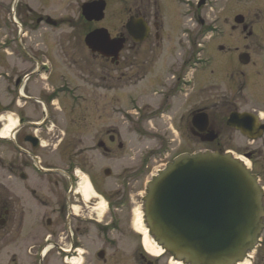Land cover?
Returning a JSON list of instances; mask_svg holds the SVG:
<instances>
[{"label":"flooded vegetation","instance_id":"flooded-vegetation-1","mask_svg":"<svg viewBox=\"0 0 264 264\" xmlns=\"http://www.w3.org/2000/svg\"><path fill=\"white\" fill-rule=\"evenodd\" d=\"M98 1L105 3L104 18L88 20L84 5ZM212 1L0 0V264H173L172 254L157 251L145 218L153 163L187 151L175 152L171 136L148 126L161 118L205 113L209 129L219 136L218 118H226L224 123L246 139L232 149L251 163L264 207V109L240 110L233 99L223 109L199 105L196 69L204 57L199 53L214 37L206 33L216 29L206 18ZM259 1L263 11L264 0ZM108 11L125 12L120 29L97 26ZM131 20L146 23L145 40L130 34ZM237 24L245 41L264 42L245 17ZM62 26L79 27L81 33L51 39V28ZM103 27L111 38L123 39L116 56L86 44L87 34ZM198 27L203 30L195 31ZM31 33L46 37L47 51L34 48L38 43ZM145 43L154 56L143 66L137 48ZM161 43L170 46L159 54ZM181 44L190 54L177 56ZM245 49L239 54L242 66L255 64ZM141 85L147 92L137 95ZM121 90L131 107L120 108ZM13 108L17 126L8 140L1 138L8 117H1ZM77 108L80 115L74 118ZM120 112L128 118H116ZM235 112H249L254 127L242 133L230 126ZM189 123V134L198 137L193 120ZM178 126L181 146L186 131L183 123ZM262 222L250 264H264V217Z\"/></svg>","mask_w":264,"mask_h":264},{"label":"water","instance_id":"water-1","mask_svg":"<svg viewBox=\"0 0 264 264\" xmlns=\"http://www.w3.org/2000/svg\"><path fill=\"white\" fill-rule=\"evenodd\" d=\"M105 3L85 4L88 20L104 18ZM237 23L243 15L235 17ZM130 34L137 41L148 35L146 23L129 21ZM93 51L117 55L123 39L111 38L106 28L86 36ZM247 63L249 56H240ZM250 113H232L228 124L243 133L254 127ZM203 141H214L218 134L209 130V118L199 113L193 119ZM264 127V126H263ZM253 137V136H251ZM263 193L253 175L230 153H184L168 163L150 183L146 198V221L151 234L164 250L190 264H238L258 243L264 216Z\"/></svg>","mask_w":264,"mask_h":264},{"label":"rangeland","instance_id":"rangeland-1","mask_svg":"<svg viewBox=\"0 0 264 264\" xmlns=\"http://www.w3.org/2000/svg\"><path fill=\"white\" fill-rule=\"evenodd\" d=\"M166 2L162 4L163 7H168V4ZM206 9V18L207 21L210 22L209 26L212 24V28L216 29L206 33V35H214V37L205 43L203 52L199 53L200 57L203 56L204 53V57L202 58L201 63L199 64V66H197L196 69L199 83L198 94L200 107L206 104L213 105L214 103L218 104L216 109H223L227 107L224 105L227 104L228 99H233L236 101L238 106H240V110L264 109V96L262 94L264 90V42L259 43L256 41L254 42L253 40L245 41L244 37L242 36V30L234 28V26L238 25L235 22V16L241 14L245 17L246 22L248 24L255 25L257 28V32L264 37V10H261L262 6L260 4V1L213 0L212 4H210L209 7H206ZM56 10H59L60 12L66 11L59 5H57ZM167 11L170 12V7L167 8ZM69 13L77 17L79 12L76 10H70ZM124 20H126L125 12L108 11L105 19L97 24V26H104L110 30L116 31L121 28ZM1 26L2 24H0V27ZM199 29L201 31L203 30L202 28L198 27V29H195V31ZM80 33V28L76 26H62L60 28H51V39L53 37L55 39L59 38L61 35ZM164 35L165 33H162L161 35L162 41V36ZM31 37L34 42L38 43V47L34 48H37L41 51H47L46 49L48 47V40L45 36L34 37L31 33ZM167 37L168 36H166V38ZM43 41H45L47 47L46 44L43 43ZM162 43L159 47V54L165 52L166 48L170 46V43H166L167 47ZM184 44L185 46L188 45V43ZM189 45L191 50H195V47H193L191 44ZM224 45L225 48L223 50H220V47ZM247 47L249 48L251 54L250 63L255 62V64H251L250 66H242L243 64L239 61V54L244 52L246 50L245 48ZM175 50L177 56H179V52H181V55L183 56H187V54H190L189 50L185 52L182 44L180 46L178 45V48L176 47ZM137 51H140L139 55H137V58L140 64H142L143 66L144 64H147L145 63L146 59L147 61H149V57L154 56L149 52L147 43L141 44V46L137 48ZM146 81L147 80H143L141 81V83H144ZM243 82H245V84ZM213 86L217 87L212 88ZM240 86H244L243 90L240 89ZM143 88L144 86L142 85L136 88V94L143 95L144 92H147L146 90H143ZM210 88H212V90H210ZM126 93V90H121V104L119 105L120 108L131 107L126 99ZM146 99L147 98L143 97V101ZM137 105H142V103H138ZM208 110H211V108H209ZM213 110H215V108H213ZM72 115H74V118H79L80 109L77 108V110L74 111ZM2 116L3 117L1 118L12 116V118L17 119L14 108L8 112H4ZM135 116L138 115L136 114ZM92 118H95V116L93 115ZM116 118L128 117L127 114L124 115L122 112H120ZM225 119L226 118H218V122L220 121V124L218 125L219 127H217L216 125V128L217 130H221L220 136L218 134V137L213 142H206L203 141L199 136V138L196 136L192 137L189 134L186 127L189 126V121L193 120V118H161L160 120H156L148 124V126L154 131L159 130L162 134H164V136H171L174 139L173 141L175 152H180L184 149L194 151L195 153L208 150L225 152V149L227 148L233 150L235 155H238V152L232 148H238L239 145H245L246 139L240 136L238 132L230 128L226 124V122L224 123ZM178 123H183V126L185 127L184 129L186 131L184 133L183 145L181 146L179 141V131L181 130V128L178 126ZM226 131L227 133L225 136L224 133ZM220 142L221 144L218 146V143ZM154 143L155 142L153 141L151 144ZM223 143L226 144V147L223 146ZM167 159L168 158L157 160L153 163V174H157L158 169H162L166 166V163L168 161ZM249 166H251V163L249 164ZM251 254L254 255V253Z\"/></svg>","mask_w":264,"mask_h":264},{"label":"bare ground","instance_id":"bare-ground-1","mask_svg":"<svg viewBox=\"0 0 264 264\" xmlns=\"http://www.w3.org/2000/svg\"><path fill=\"white\" fill-rule=\"evenodd\" d=\"M2 120V119H1ZM17 126V120L15 118H12V116H9L8 118H6V124L4 125V127L1 130V138H8L9 136L13 135V130L16 128ZM246 164L249 166L250 162L249 161H245ZM158 252H162V248H158L157 250ZM173 264H183L180 261H173ZM238 264H250L248 260L245 261H241Z\"/></svg>","mask_w":264,"mask_h":264}]
</instances>
